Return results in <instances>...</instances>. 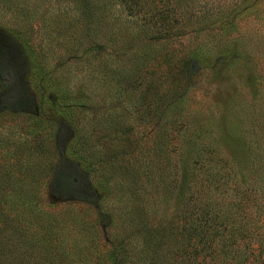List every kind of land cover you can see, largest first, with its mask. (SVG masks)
<instances>
[{
  "label": "rangeland",
  "instance_id": "1",
  "mask_svg": "<svg viewBox=\"0 0 264 264\" xmlns=\"http://www.w3.org/2000/svg\"><path fill=\"white\" fill-rule=\"evenodd\" d=\"M73 1L0 0L12 247L31 264H148L157 243L158 264H264V0H99L94 27ZM205 212L221 241L182 255L167 231Z\"/></svg>",
  "mask_w": 264,
  "mask_h": 264
},
{
  "label": "trees",
  "instance_id": "2",
  "mask_svg": "<svg viewBox=\"0 0 264 264\" xmlns=\"http://www.w3.org/2000/svg\"><path fill=\"white\" fill-rule=\"evenodd\" d=\"M76 2L78 3L79 10H81L80 15H82L83 13L87 21H90V22L91 20L93 21L91 22L92 25L87 26V27H94L93 23L101 20V16H102L100 15L102 14V9L98 7V5H100L99 0H74L73 1V3H76ZM130 9L132 8L130 7ZM151 18L153 19V16H151ZM150 20L148 18H142V22H145L146 26H151V25L155 26L157 24L155 20H152V21ZM7 69L8 68L6 66L0 67V75L2 74L3 70H7ZM15 103L16 102H13V104ZM118 132L119 131L117 130L115 137L111 138L113 139V141L119 142V139H122V138L117 137ZM127 141H128V138H127ZM80 148H81L80 150L82 153H86L90 150L89 145H87V147L85 145H81ZM117 157H118V154L116 153L115 154L112 153V158L111 157L103 158V155H101L98 158L97 157L93 158L95 160L93 165L96 166L97 168H100L101 166H103V163H105L107 159L108 161L113 162ZM102 174L104 175V173ZM102 174H101V177H103ZM137 180L138 179L135 178L136 182ZM56 185H57L56 187H58L63 192L68 191V193H73L74 190L76 189V184L73 181V178L69 172L68 173L65 172L64 174H62L61 178L57 180ZM4 189L6 190V187L1 185L0 197H2L1 195L5 193ZM6 203L7 202L0 200V228L2 229V230L0 229L1 230L0 232V264H31V263H26L27 262L25 260L26 253L19 251V249H16L15 246L12 247L10 243L11 241L16 240L17 232L20 231V228L18 226L17 220L14 219L12 222L11 219H9V215L5 213L6 209L4 207ZM206 212L203 214H200L199 223L197 222V219H196L195 223L193 224L192 220H188V219H191V217L186 216L182 220L183 221L182 228L178 230L177 227H173V229H169V231H167L166 235L169 241L173 243H179V244H181L183 240H186L185 242H188L184 244V248H181V250H179V253H182V255L186 256L187 254L191 253L192 256L198 257L200 253H208L207 255H211V251L212 253L215 251L214 250L215 245L217 244L218 237H220L218 233V226H217V223L219 222V217H215L212 214L209 215ZM11 227L13 231L11 229L8 231L9 236L2 235V234H5L6 230ZM158 236H161V234H159ZM192 240L195 242V244L194 246L189 247L190 245L189 242H191ZM218 241H221V240H218ZM152 244L153 243H151V240H150L145 243V246H151ZM158 251H160L158 243L154 244L151 248H148V250H143V252L145 253L147 257V261L149 262L148 264H158V259H160V254H158ZM254 252L255 250L251 248L250 253L253 256H254Z\"/></svg>",
  "mask_w": 264,
  "mask_h": 264
}]
</instances>
